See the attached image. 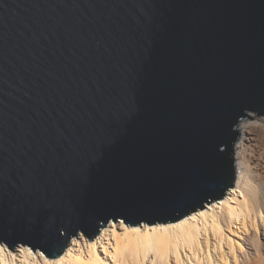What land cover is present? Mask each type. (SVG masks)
I'll use <instances>...</instances> for the list:
<instances>
[{
  "label": "water",
  "instance_id": "obj_1",
  "mask_svg": "<svg viewBox=\"0 0 264 264\" xmlns=\"http://www.w3.org/2000/svg\"><path fill=\"white\" fill-rule=\"evenodd\" d=\"M262 115L264 0H0V245L203 211Z\"/></svg>",
  "mask_w": 264,
  "mask_h": 264
},
{
  "label": "bare ground",
  "instance_id": "obj_2",
  "mask_svg": "<svg viewBox=\"0 0 264 264\" xmlns=\"http://www.w3.org/2000/svg\"><path fill=\"white\" fill-rule=\"evenodd\" d=\"M240 130L244 136L234 148L239 173L222 201L171 224L130 227L109 220L91 243L78 233L52 260L38 249L34 254L18 245L13 253L1 243L0 264H264V179L248 181L251 124ZM251 230L255 237L247 236Z\"/></svg>",
  "mask_w": 264,
  "mask_h": 264
},
{
  "label": "rangeland",
  "instance_id": "obj_3",
  "mask_svg": "<svg viewBox=\"0 0 264 264\" xmlns=\"http://www.w3.org/2000/svg\"><path fill=\"white\" fill-rule=\"evenodd\" d=\"M245 121L251 124V134L253 139L252 143L248 147V156L246 159L248 165V178H249L248 181L253 182L254 177H256L255 180L258 179L257 176L264 179V115L256 118H246L240 122L238 126L240 138L238 142L235 144L234 148H236V146L239 145L243 139L244 134L240 130V125H242ZM234 158L236 159V152H234ZM236 167H237V176H238L239 171H238L237 161H236ZM250 235L251 236L253 235L255 237V232L251 230V232L248 233L247 236ZM259 239L261 240V242L263 241L264 243V238H261L260 232H259ZM245 251H246V247H244L243 249V252ZM241 263H242V259H241Z\"/></svg>",
  "mask_w": 264,
  "mask_h": 264
}]
</instances>
